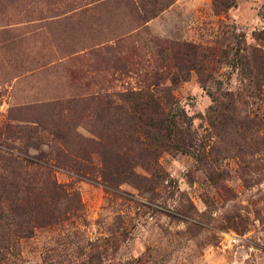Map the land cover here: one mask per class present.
Instances as JSON below:
<instances>
[{"label": "rangeland", "instance_id": "374dc122", "mask_svg": "<svg viewBox=\"0 0 264 264\" xmlns=\"http://www.w3.org/2000/svg\"><path fill=\"white\" fill-rule=\"evenodd\" d=\"M0 264H264V0H0Z\"/></svg>", "mask_w": 264, "mask_h": 264}, {"label": "trees", "instance_id": "16d2710c", "mask_svg": "<svg viewBox=\"0 0 264 264\" xmlns=\"http://www.w3.org/2000/svg\"><path fill=\"white\" fill-rule=\"evenodd\" d=\"M112 102H109V105ZM124 108L123 105H118L117 109ZM111 111L112 105L106 108ZM133 111V112H132ZM132 111L125 110V116L122 118L109 117V123L106 126L107 130L118 131L120 127L127 132H142L146 139L150 142L149 148L144 149L140 155L144 157H156L167 149H176L187 151L183 141L181 129H179L175 121L176 115L172 110H167L158 99L149 96L144 101H135L132 106ZM111 132V136H112ZM110 136V137H111ZM141 143V142H139ZM140 148V147H139ZM146 152V153H145ZM143 157V158H144ZM123 160L112 151V149L103 152L104 173L103 177L106 181H120V177L127 173H133L135 160ZM155 165V164H154ZM124 168V170H122ZM129 170V171H128Z\"/></svg>", "mask_w": 264, "mask_h": 264}, {"label": "built area", "instance_id": "2783aa9c", "mask_svg": "<svg viewBox=\"0 0 264 264\" xmlns=\"http://www.w3.org/2000/svg\"><path fill=\"white\" fill-rule=\"evenodd\" d=\"M231 242L233 244H237V243H239V238L234 236V237L231 238Z\"/></svg>", "mask_w": 264, "mask_h": 264}]
</instances>
